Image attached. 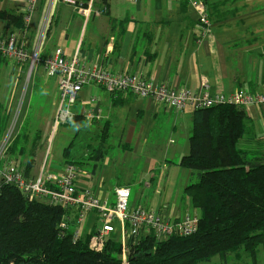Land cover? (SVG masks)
<instances>
[{
    "label": "crops",
    "instance_id": "crops-1",
    "mask_svg": "<svg viewBox=\"0 0 264 264\" xmlns=\"http://www.w3.org/2000/svg\"><path fill=\"white\" fill-rule=\"evenodd\" d=\"M78 1L83 8L89 7V19L62 0H40L29 23L26 20L28 0H0V12L23 13L26 27L22 31L14 30L13 34L18 43H26L30 52L39 46L42 58L62 49L68 60L77 57L89 68L98 65L109 74L141 73L154 87L166 85L200 93L204 92L201 82L205 77L211 96L234 94L239 90L249 94L264 93V0L204 1L210 24L206 33L199 22V12L193 5H183L182 0H139L138 4L128 0ZM47 23L40 42V31ZM6 29V22L0 20V35H5ZM17 67L16 64L13 73L20 70ZM22 78L19 75V79H13L10 95L15 93L19 97L25 84L20 86ZM55 85L58 92V81ZM91 90L94 95L90 97L88 93L83 95V90L80 92L78 101L82 95L84 102L77 105V101L75 117L83 115L88 121L85 115L90 110L100 113L99 120L89 123L103 121L109 128L107 140L116 128L121 144L119 154L118 149L115 155L104 151L101 161H94L89 169L86 168L89 164H84L83 170L129 167L133 162L138 166V161L143 159L147 169L162 164L167 178L172 172L176 177L168 181L164 197L156 201L151 198L148 204H143L141 191L132 189L135 180H131L130 186L116 182L105 188L103 178L97 182V172H94L81 180L80 189L95 191L103 200L113 202L115 189L125 187L131 189L132 207L163 211L179 219L186 215L200 217V211L184 199L186 188L196 179L179 165L181 158L189 154L185 139L190 140L194 112H174L164 103L137 98L130 92L112 96L106 91L108 96L99 97L101 93L96 86ZM92 99L98 102L97 107H88ZM114 100L120 104L115 106ZM2 109L6 110L5 104ZM245 111L253 122L255 136L251 143H243V146L261 148L258 152L264 155V107L252 106ZM160 119L170 125L166 133L171 132L172 137L169 141L165 137L151 142L150 136ZM62 167L63 164L56 165L49 172H60ZM32 173L37 174L36 169ZM148 179L147 186L154 184L151 174ZM173 179L178 182V188L172 193ZM261 251L264 253V246Z\"/></svg>",
    "mask_w": 264,
    "mask_h": 264
},
{
    "label": "trees",
    "instance_id": "trees-1",
    "mask_svg": "<svg viewBox=\"0 0 264 264\" xmlns=\"http://www.w3.org/2000/svg\"><path fill=\"white\" fill-rule=\"evenodd\" d=\"M182 1L186 6L195 0ZM24 17L23 13L1 11L0 20L7 24L3 36L10 38L14 30L22 31L26 27ZM119 104L114 100L115 106ZM2 111L3 137L9 116ZM85 121L83 115L75 117L77 136ZM108 130L104 125L102 141L108 138ZM18 133L6 161L25 158L20 129ZM254 136L253 122L240 107L225 104L194 111L190 152L179 165L196 179L186 188L184 199L200 211L199 228L194 235L172 236L158 244L148 237L131 240L128 264H204L214 257L240 255L242 251L256 260L259 247L264 246V155L251 152L242 143H251ZM39 138L38 134L32 156L39 150ZM72 147L64 151L63 167L83 165L68 160ZM88 158L99 162L103 154L96 150ZM35 165L31 160L23 169L27 177ZM72 214L61 206L30 202L16 186L0 180V264H121L118 241L109 239L102 252H95L89 248L95 230L75 241V221L65 231L59 228Z\"/></svg>",
    "mask_w": 264,
    "mask_h": 264
},
{
    "label": "built area",
    "instance_id": "built-area-1",
    "mask_svg": "<svg viewBox=\"0 0 264 264\" xmlns=\"http://www.w3.org/2000/svg\"><path fill=\"white\" fill-rule=\"evenodd\" d=\"M68 6H75L78 12L89 19V7H82L78 0H62ZM131 4H138L139 0H128ZM40 0H28V17L30 18L36 10ZM195 10L199 12V22L208 31L209 20L206 12L205 2L195 0L191 3ZM48 23L40 31V42L46 33ZM0 57L7 60H14L19 71L25 65L30 72L37 66H42L49 76L55 77L58 81V94L60 109L55 118V126L59 127L75 120L74 109L78 101L80 92L88 86H98L107 91L112 96L130 92L133 96L142 99H152L158 103H164L170 110L183 112L200 110L201 108H213L225 104L234 105L244 110L252 106L264 107V93L252 94L242 90L234 94L210 95L208 80L203 77L201 87L204 92L194 93L189 89L170 88L166 85L154 87L141 73L137 74H109L102 67L96 65L86 67L77 57L68 60L63 50L58 49L52 55L40 57L39 46L33 51H29L26 43H18L13 34L10 38L0 35ZM36 71V70H35ZM19 79V75L16 76ZM16 79V80H17ZM29 80L27 79L26 83ZM27 85L16 99L12 93L5 104L9 116L8 126L0 141V180L5 185H14L26 198L46 203L52 206H61L70 210V217L63 220L59 228L63 231L70 227L72 221L76 222L74 227V240L82 237L80 226L90 216L96 219L89 242V248L93 251L102 252L109 239L118 241L121 244V264L129 263V244L131 240L150 238L155 244L170 239L172 236H191L199 228L200 217L198 215H186L181 219L166 215L163 211H152L142 207H132L130 205L131 189L118 187L115 189V198L111 202L103 200L95 191L80 189V182L83 177H89V173L81 167L68 165L62 167L60 172H46L42 168L40 174L30 177L25 175L20 164L14 161H6L11 145L19 135L22 117L25 111V99L27 95ZM96 100L92 99L91 103ZM88 121H96L101 118L100 113L90 110L85 115Z\"/></svg>",
    "mask_w": 264,
    "mask_h": 264
},
{
    "label": "rangeland",
    "instance_id": "rangeland-1",
    "mask_svg": "<svg viewBox=\"0 0 264 264\" xmlns=\"http://www.w3.org/2000/svg\"><path fill=\"white\" fill-rule=\"evenodd\" d=\"M80 38L81 36L79 37L78 42ZM15 68L16 62L13 59L1 60L0 58V112H2L3 104H6L9 100V95L13 88V79L17 75H20L21 78L23 77L20 86L22 87L23 83H25L24 87L27 85V92L25 94L27 95L25 96V99L27 100L20 127V137L22 136L21 145L26 147V154L24 155L25 158L14 161L16 163L18 162L20 166H22V169H24L27 164L29 165L31 160L37 164L35 165L36 168H34L36 169L37 174L41 173L42 168L46 169V172H48L52 170L50 168L55 167L56 165L64 164L66 161L63 155L64 151L71 144H73V147L70 151V157L68 160L75 162L80 161L83 162V165L84 163L86 165L89 164V166H86L87 169L92 167L94 164V161H90L88 158L93 151L100 150L101 152L105 151L106 153L115 155L116 149H118L117 153L119 154V146L121 144V141L118 138L119 131H117L115 128V130H113L112 136L109 137L108 140L106 139L102 141L101 134L103 132V121L95 122L93 124L89 123V121H85L78 136L77 133L79 130L76 128L78 125H76L75 120L54 128L55 118L60 109L59 94L56 91V81L54 80L55 77L49 76L43 67L39 65L35 69L36 71L33 70L32 72H30L27 65H25L21 71L17 69V72L13 73ZM27 79L29 81L26 83ZM93 87L94 86L92 85L84 88L82 92L83 95L86 93H88L87 97L94 95L91 90ZM97 89H99L98 91L101 93L99 97L106 95L108 96L107 92L102 88H98L97 86ZM81 100L79 99L77 105H81ZM97 103V101L93 104L90 103L88 107H97ZM108 108L111 107L108 106ZM126 111L130 113L129 110ZM5 114V116H7V111H5ZM155 125L157 128L152 132L150 141H161L162 139H165V137V140L169 141L171 139L169 137H172L170 136L171 132L166 133V131L169 129L170 125H167L166 121H163L162 119L156 122ZM117 128L118 130L121 129L120 126ZM38 134L40 135V138L37 141L39 144V150L35 156H32L31 152H33V143ZM245 139H249V137L247 136ZM186 143L188 146V137L185 139V146ZM250 151L258 152L261 151V148L252 147ZM8 157L9 156L7 154L5 158L8 159ZM144 163V160L141 159L138 161V166H135L133 162L132 166L129 167L104 168L96 170L92 169L86 171L92 175L95 170V172H97L95 179L98 182V179L100 180L103 178V181L105 182V188H108L111 183L114 185L116 182H120V185L126 184L125 186H128L127 184H129L130 186L132 185L131 180H135L136 185L135 187H132V189H134V191H141V195L144 194L143 204H148L151 198L156 201V199L158 200L159 198L165 196V191L168 190L166 188L168 181H170L175 175L172 172L169 175V178H167L166 173L161 168L162 164H154V169H147L148 165H144ZM81 168L83 169V167ZM149 174H151L152 178L155 180L154 184L151 186H147L146 184L150 182L148 179ZM30 175L33 176L36 174L31 172ZM85 178L86 177H83V179ZM177 183L178 182H176V179L172 180L170 187V191L172 193L178 188ZM95 222L96 219L90 216L84 221L82 226H80L82 236L88 234L91 229H93ZM261 247H259V250ZM256 257L257 258L255 260L251 258L246 251H242L240 255L233 254L228 255L225 258L214 257L211 259V261H208L204 264H264L263 251H258Z\"/></svg>",
    "mask_w": 264,
    "mask_h": 264
}]
</instances>
